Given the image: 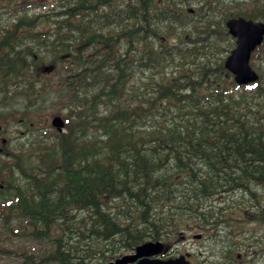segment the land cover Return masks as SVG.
<instances>
[{
    "label": "trees",
    "instance_id": "obj_1",
    "mask_svg": "<svg viewBox=\"0 0 264 264\" xmlns=\"http://www.w3.org/2000/svg\"><path fill=\"white\" fill-rule=\"evenodd\" d=\"M257 8L192 21L172 0H72L27 9L0 33V101H24L0 113V134L9 121L26 128L0 147V222L48 243L23 264H106L178 241L191 220L232 221L230 197L264 185V71L234 82L225 21H264ZM50 65L56 82L42 78ZM49 89L66 109L61 132L31 110ZM231 239L218 264L234 260Z\"/></svg>",
    "mask_w": 264,
    "mask_h": 264
},
{
    "label": "rangeland",
    "instance_id": "obj_2",
    "mask_svg": "<svg viewBox=\"0 0 264 264\" xmlns=\"http://www.w3.org/2000/svg\"><path fill=\"white\" fill-rule=\"evenodd\" d=\"M192 6H197L192 5ZM245 6V7H244ZM257 4L253 5H244V4H235V5H227L228 7H231V10L235 12V9L241 10L243 7L245 9H242L243 14H251V15H257L258 8ZM193 8V7H192ZM34 10V9H33ZM251 66L259 73L260 71H264V46L259 47L255 52L252 53L251 60H250ZM46 65V64H45ZM40 66V65H39ZM60 69L57 66V68H53L52 71L50 70H43L42 78H51V81L56 82L58 75L60 74ZM53 73V74H52ZM56 91H50L47 94H45L44 98L37 103L36 108H31V110L34 113H38L43 126H48L50 124V120H52L53 116H61L65 112V107L61 105L58 101H56ZM24 101L20 98L16 99H8V101L3 104L0 101V113L1 112H11V111H17L23 109ZM40 120V121H41ZM8 124H5V130L2 134H0V138L4 137L6 138V142H9L11 146H15L16 142H22L24 140V130L26 129L25 126H22V124H19L18 122L9 121L6 122ZM1 124V122H0ZM1 126V125H0ZM5 144L0 143V147L5 146ZM2 145V146H1ZM3 148V147H2ZM3 150L0 148V151ZM2 186H0V189L2 190ZM258 197L262 199L264 204V186H260L258 189ZM231 199V197H230ZM229 199V200H230ZM234 200H242V198H238L237 195L234 196ZM243 202H246V198H243ZM1 201V196H0ZM208 203V201H207ZM212 202H210L211 204ZM250 203V202H249ZM220 204V205H218ZM223 203H216L218 206H222ZM248 205V203H246ZM219 208V207H218ZM229 209V208H228ZM225 209V213H228L226 215V218H233L231 225H228L226 222H222L218 224L217 226L211 225L209 226L208 230H204L203 234H205V238L203 240H197L195 242V239H189V240H178L171 243H168L169 245H172L173 248V255H177V251L180 253H183L184 251H189L193 253L192 257V264H218L217 260L221 257V253L225 250L226 242L229 240L227 236H230V227H234L232 237L234 241L237 243L236 245V251H243L240 246L245 244V239L247 237V234H249L251 231H256L258 234H262L264 236V222L260 224L259 221L252 219V215L244 216V214L236 212L237 208L235 209V212H231L230 209ZM226 210H228L226 212ZM20 219L17 217H14L11 221L12 226H17ZM193 221V220H192ZM197 222V221H194ZM2 222H0V264H23V253H35L40 251L41 249L45 248L48 243L46 240H38L32 237H26L24 235L22 236H15L9 232L6 231L4 226H2ZM220 225V226H219ZM198 232V231H195ZM218 233L221 235V237L217 236L215 237L213 234ZM191 237V235L189 236ZM221 238L224 240V242H221ZM232 240V239H231ZM264 244V237L261 241ZM262 243H259L262 244ZM256 244V243H255ZM177 247V248H176ZM169 249V247H167ZM261 249V248H260ZM177 252V253H176ZM261 252V251H256ZM263 255H258L257 253L247 255L243 254L242 257L238 255L237 262H233V260L230 259L232 264H264V252H262ZM172 256V255H170ZM234 256V255H233ZM252 256V257H250ZM229 262V264H231ZM54 264V263H51Z\"/></svg>",
    "mask_w": 264,
    "mask_h": 264
},
{
    "label": "flooded vegetation",
    "instance_id": "obj_3",
    "mask_svg": "<svg viewBox=\"0 0 264 264\" xmlns=\"http://www.w3.org/2000/svg\"><path fill=\"white\" fill-rule=\"evenodd\" d=\"M71 1L72 0H0V33L6 31L8 28H11V25L14 23V21L20 19L23 12L26 11L27 9L28 11L26 14L27 16H29V14L30 15L38 14L37 12L39 11L40 7L44 5V3H49V4L50 3H58V4L62 3L63 4V3H69ZM172 1L177 6V11H181L182 13L185 14V16L188 17L187 19H191L192 21H198L200 19L203 20L202 12H205V10L206 12H209L211 17H213L214 19H217V20L224 19L225 18L224 14L226 12L225 10H226L227 5H235L238 3V4H244V5L257 4L260 6H264V0H172ZM196 4L197 6H192ZM207 4L213 5L214 10L213 11L210 10V8L206 6ZM229 9H231V7H229ZM254 20L258 21V19H254ZM235 40L236 39L233 38L234 46H235ZM262 46H264V37H263L261 44L258 47H256V49ZM21 47H25V45H22ZM260 186H264V185L262 184L258 185V187L254 191L255 192L254 195H248V194L241 195L240 193L234 194L230 199V201H234V203L231 206V209L237 208V202L241 201V203L238 205L246 206L250 211L248 215L249 216L252 215L253 216L252 219L259 221L258 220L259 216L257 215L259 213L260 208L261 209L264 208L262 199L258 197V189ZM235 195H237L238 198L241 197L242 200H244L243 198H246L245 200L246 202H243L242 200H238V199L234 200L233 198ZM246 203H248V205H246ZM259 222L260 224L262 223L261 221ZM231 223L232 222H230L228 225L232 226ZM211 225L217 226L218 224L213 223V224H209L206 227H203L200 222H194L191 220L183 227V230L179 232V235H180L179 240H189L192 238L195 239V242L197 240H203L205 238V234H203L204 230H208V228H210L209 226ZM233 226L235 227V225ZM234 227H230L229 231H230L231 236L232 234H234L233 233ZM195 231H198V232H195ZM190 235L191 237H189ZM213 235L215 237L217 236V238L218 236L221 237V235L218 233H215ZM263 237L264 236L262 234H258L256 231L254 232L251 231L249 234H247V237L245 239L246 243L245 244L243 243V245L240 246V248L242 249V247L247 244L251 245V248L242 249L243 251H239V252H235L237 249L232 250L233 251L232 254L234 255L233 262H237L238 259H240L237 257L238 255H240V257H242L243 254L251 255L254 253H257L258 255H263L262 252H264V244L261 242ZM227 238L229 239V236H227ZM221 240H222L221 242H224L222 238ZM259 243H262V244L259 245ZM166 247H169V252L167 255L176 256V255H173V248L171 244L170 245L166 244ZM256 251H261V252H256ZM177 252H176L177 255L181 254L179 251ZM187 252L189 251H184L183 253H187ZM223 252L221 253V257H223ZM192 257H193V253L190 252L188 255V258L191 264H192ZM256 264H260V263H256Z\"/></svg>",
    "mask_w": 264,
    "mask_h": 264
},
{
    "label": "water",
    "instance_id": "obj_4",
    "mask_svg": "<svg viewBox=\"0 0 264 264\" xmlns=\"http://www.w3.org/2000/svg\"><path fill=\"white\" fill-rule=\"evenodd\" d=\"M229 33L236 38V47L224 61V67L233 75L235 83L246 85L259 79V74L249 63L251 52L262 42L264 36V23L247 20L243 17L231 18L226 21ZM249 31V32H248ZM254 32V33H253ZM251 33V36H249ZM245 35V37L243 36ZM53 66H46L43 70H52ZM52 125L62 131L63 122L59 116H55ZM1 128V127H0ZM6 139H2L5 143ZM164 244L156 241H146L135 247L131 254L123 255L108 264H191L186 258L189 254H181L176 257L162 259L154 257L164 253Z\"/></svg>",
    "mask_w": 264,
    "mask_h": 264
},
{
    "label": "bare ground",
    "instance_id": "obj_5",
    "mask_svg": "<svg viewBox=\"0 0 264 264\" xmlns=\"http://www.w3.org/2000/svg\"><path fill=\"white\" fill-rule=\"evenodd\" d=\"M249 32V31H248ZM254 33V32H253ZM244 37H245V35H243ZM249 36H251V33H250V35ZM246 38V37H245ZM55 126H57V125H55ZM58 127V126H57ZM144 264V263H143ZM149 264H158V263H155V262H153V263H149ZM169 264H173V263H169Z\"/></svg>",
    "mask_w": 264,
    "mask_h": 264
}]
</instances>
